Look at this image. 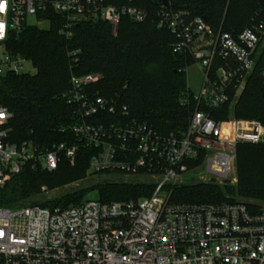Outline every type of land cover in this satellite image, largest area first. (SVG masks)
Instances as JSON below:
<instances>
[{"label":"built area","instance_id":"1","mask_svg":"<svg viewBox=\"0 0 264 264\" xmlns=\"http://www.w3.org/2000/svg\"><path fill=\"white\" fill-rule=\"evenodd\" d=\"M50 11L63 19L59 35L68 40L81 22L104 21L117 36L122 19L143 23L149 17L141 7L104 0H0V76L28 74L23 65L29 61L9 54L5 41L24 27H48L39 15ZM154 20L175 37L173 53L191 59L202 75L199 95L187 86L180 98L181 105H193L180 135H161L129 120L126 107L91 91L98 74L72 75L63 95L82 120L72 128V143L44 148L10 142L13 115L0 105V190L27 168L52 173L62 160L73 166L78 152L88 149L90 174L148 181L151 196L90 199L65 209L0 207V264H264V208L169 201L170 189L192 169L200 168V182H226L238 145H264L258 121L212 119L213 112L237 102L255 68L264 79V20L237 35L171 5Z\"/></svg>","mask_w":264,"mask_h":264},{"label":"trees","instance_id":"2","mask_svg":"<svg viewBox=\"0 0 264 264\" xmlns=\"http://www.w3.org/2000/svg\"><path fill=\"white\" fill-rule=\"evenodd\" d=\"M109 5H132L149 13L143 23L122 19L117 36L101 20L78 24L71 39L59 35L63 19L53 11L39 15L49 20L47 28L24 27L10 32L5 48L20 55L35 69L30 74L0 76V105L13 115L9 141L51 148L72 143V128L82 122L76 107L63 95L70 78L98 74L91 91L126 107L127 118L153 128L161 135H180L188 126L193 105H181L186 92L184 69L193 61L173 53L175 37L158 28L154 15L159 10L149 0H104ZM174 11L200 17L213 28L237 35L264 20V0H169ZM78 51L75 56L72 52ZM255 120L264 127V79L259 67L249 76L235 104L227 103L212 119ZM92 151L81 149L73 166L62 160L52 173L25 169L12 176L0 190V207L17 209L38 205L50 209L76 206L88 192H96L102 203L149 198L150 182L101 181L89 189L69 190L51 201H40V188H60L89 173ZM237 183L192 182L171 188L169 201L198 205L242 203L252 210L264 208V145L240 144L236 152ZM97 175H114L100 173Z\"/></svg>","mask_w":264,"mask_h":264},{"label":"rangeland","instance_id":"3","mask_svg":"<svg viewBox=\"0 0 264 264\" xmlns=\"http://www.w3.org/2000/svg\"><path fill=\"white\" fill-rule=\"evenodd\" d=\"M30 22H32V19H30ZM40 28H46L47 26L41 25L39 26ZM1 50V49H0ZM23 71L33 75L35 73V69L32 66L31 63L27 62L23 65ZM186 83L188 88L191 90L192 93H194L195 95H199L200 91H201V83H202V75L198 70V67L196 65H192L191 67H189L186 71ZM200 168H196V169H192L188 174L183 176V182L186 183L190 180H192V182H198L199 181V176L201 175L200 173ZM118 176V175H117ZM117 177H115V175H92L90 173L86 174L84 178L79 179L77 181L71 182L66 184L64 187H60V188H49L46 185H42L40 188V201L44 202V201H51L54 198L59 197L61 194L65 193L66 191L69 190H77V189H89L91 187H93L94 185H96L97 183L101 182V181H107V180H113L116 179ZM119 178V176H118ZM118 180H123V181H139V182H148V181H142L141 179L132 177V178H127V179H121L119 178ZM216 183L222 184V183H229L230 185H235L237 183V174H236V160L232 169V176L231 178L226 181V182H218V181H214ZM90 199H98L97 193L92 191V192H88L87 195H85L84 199L82 202L86 201V200H90Z\"/></svg>","mask_w":264,"mask_h":264},{"label":"water","instance_id":"4","mask_svg":"<svg viewBox=\"0 0 264 264\" xmlns=\"http://www.w3.org/2000/svg\"><path fill=\"white\" fill-rule=\"evenodd\" d=\"M149 2L161 10H166L170 7L168 0H149Z\"/></svg>","mask_w":264,"mask_h":264}]
</instances>
